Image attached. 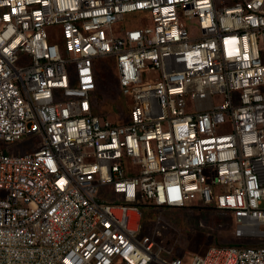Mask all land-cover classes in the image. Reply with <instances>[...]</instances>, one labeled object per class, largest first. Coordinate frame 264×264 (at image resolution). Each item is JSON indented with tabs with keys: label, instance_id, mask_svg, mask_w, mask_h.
Masks as SVG:
<instances>
[{
	"label": "built area",
	"instance_id": "built-area-1",
	"mask_svg": "<svg viewBox=\"0 0 264 264\" xmlns=\"http://www.w3.org/2000/svg\"><path fill=\"white\" fill-rule=\"evenodd\" d=\"M103 56L124 121L96 108ZM32 134L0 147V264H264V0H0V140ZM192 200L258 243L172 254L158 213L138 235Z\"/></svg>",
	"mask_w": 264,
	"mask_h": 264
},
{
	"label": "rangeland",
	"instance_id": "rangeland-1",
	"mask_svg": "<svg viewBox=\"0 0 264 264\" xmlns=\"http://www.w3.org/2000/svg\"><path fill=\"white\" fill-rule=\"evenodd\" d=\"M142 13H125L126 21L135 22L140 25L144 24ZM125 20L117 26L126 27ZM109 58L106 56L99 57L95 60L96 66L100 73V80L96 90L97 111L106 115L113 121H124L128 118V111L124 110L125 98L120 93L117 85L114 70L107 65ZM23 55L20 62H27ZM101 66H104L101 71ZM71 70V67H70ZM221 130H225L221 129ZM38 135L32 134L23 136L13 142L0 140V147L12 153H24L34 149L40 144ZM105 194L110 195L105 189ZM190 205L184 207H166V206H144L140 231L138 235L144 233L151 234L155 228L154 219L151 214H160L167 222L168 226H156L160 234L156 239L166 249L172 248V254L182 255L187 258L193 253H203L209 245L212 244H257L258 242L246 237H238L234 234V220L230 213L219 210L212 206H204L198 200H192ZM156 249V247H155ZM160 256L168 258L161 251ZM168 255H171L168 254ZM154 264V263H152Z\"/></svg>",
	"mask_w": 264,
	"mask_h": 264
},
{
	"label": "trees",
	"instance_id": "trees-1",
	"mask_svg": "<svg viewBox=\"0 0 264 264\" xmlns=\"http://www.w3.org/2000/svg\"><path fill=\"white\" fill-rule=\"evenodd\" d=\"M230 244H232V243H230Z\"/></svg>",
	"mask_w": 264,
	"mask_h": 264
}]
</instances>
